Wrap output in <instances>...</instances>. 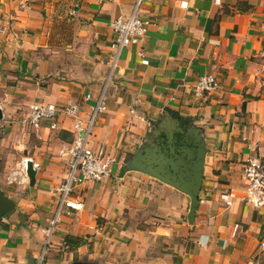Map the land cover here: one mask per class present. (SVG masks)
Listing matches in <instances>:
<instances>
[{
	"label": "crops",
	"instance_id": "crops-1",
	"mask_svg": "<svg viewBox=\"0 0 264 264\" xmlns=\"http://www.w3.org/2000/svg\"><path fill=\"white\" fill-rule=\"evenodd\" d=\"M132 9L133 0H0V140L5 126H31L36 103L97 99L109 73L111 24ZM144 17L150 29L122 52L91 139L118 162L106 180L75 187L83 208L63 211L49 249L58 253L46 264H264V210L243 201L244 167L264 158V0H151ZM203 75H215L221 88L198 99L192 90ZM166 117L200 129L206 142L194 223L187 195L124 171ZM53 123L31 126L40 142L24 153L40 165L34 187L4 185L0 171V189L17 203L0 221V264L41 262L42 230L57 211L52 190L65 177L59 152L75 137L69 120L54 130Z\"/></svg>",
	"mask_w": 264,
	"mask_h": 264
},
{
	"label": "built area",
	"instance_id": "built-area-1",
	"mask_svg": "<svg viewBox=\"0 0 264 264\" xmlns=\"http://www.w3.org/2000/svg\"><path fill=\"white\" fill-rule=\"evenodd\" d=\"M151 0H133V9L129 16L120 17L111 24L115 38L110 44V54L108 55L106 66L109 68L106 87L97 99L92 94L85 95L82 103H66L62 105L54 103H36L31 106L30 117L26 121L36 131L41 127L44 120H51L54 123L51 129H56L57 122L64 118L71 122L74 132L72 144L64 146L59 156L63 159L65 166V177L63 183L56 186L52 192L58 195V204L55 217L50 221L49 228L43 229L45 236L44 254L40 264L43 262L47 248L52 244L54 234L61 225V217L64 210H82L83 204L74 196L75 187L78 185L101 182L109 178L114 165L118 160L114 154L103 147L94 149L91 139L94 135L100 116L108 110L107 88L115 76L122 52L130 46H139L146 37L151 21L144 17V6ZM216 4L220 0H215ZM22 7L30 9L25 2H21ZM186 7V4H183ZM80 3L73 4L71 15L77 16ZM141 58H145L144 51L139 52ZM147 63V61H144ZM220 82L215 75H203L198 78L193 86V94L198 99L220 92ZM95 100L94 104L89 105ZM89 105V106H88ZM0 111L3 112V105L0 102ZM32 161L34 168L38 171L40 165L33 158H24L21 163L23 181H27V164ZM246 192L243 201L256 209L264 210V158L254 157L248 160L244 167ZM25 177L27 180H25ZM238 226H235L233 236H236ZM260 253L264 254V239L260 241ZM250 264H255L254 262Z\"/></svg>",
	"mask_w": 264,
	"mask_h": 264
},
{
	"label": "water",
	"instance_id": "water-1",
	"mask_svg": "<svg viewBox=\"0 0 264 264\" xmlns=\"http://www.w3.org/2000/svg\"><path fill=\"white\" fill-rule=\"evenodd\" d=\"M2 120L4 113L0 111V121ZM24 155L29 157L28 152ZM206 155V142L200 129L182 126L170 117L160 118L153 139L139 148L124 171L146 174L187 195L191 200L188 219L190 223H194L200 205ZM37 173L33 162L29 161L26 174L31 187L36 184ZM16 207V201L0 189V221Z\"/></svg>",
	"mask_w": 264,
	"mask_h": 264
},
{
	"label": "rangeland",
	"instance_id": "rangeland-1",
	"mask_svg": "<svg viewBox=\"0 0 264 264\" xmlns=\"http://www.w3.org/2000/svg\"><path fill=\"white\" fill-rule=\"evenodd\" d=\"M1 130L3 140H0V171L5 170L4 175L2 176V184H9L10 186H14L21 191L27 190L30 187V182L29 179L27 181H23L24 175L22 174L21 163L25 158L24 151L31 148V143L35 145L37 142H40L39 138L37 137V133H35L33 128H31L29 125H21L17 128H14L12 125H8L3 127ZM50 248L51 247L48 246L47 253L44 255V259L41 264H46L49 256H52L51 253H58V251L49 252ZM53 250L55 251V249ZM43 254L44 249L41 254V259Z\"/></svg>",
	"mask_w": 264,
	"mask_h": 264
},
{
	"label": "trees",
	"instance_id": "trees-1",
	"mask_svg": "<svg viewBox=\"0 0 264 264\" xmlns=\"http://www.w3.org/2000/svg\"><path fill=\"white\" fill-rule=\"evenodd\" d=\"M7 215H8V214H7ZM7 215H6V216H7ZM66 242H67L68 244H73V243L75 242V240H73L72 238H67ZM77 244H78V245L80 244L78 240H77Z\"/></svg>",
	"mask_w": 264,
	"mask_h": 264
},
{
	"label": "bare ground",
	"instance_id": "bare-ground-1",
	"mask_svg": "<svg viewBox=\"0 0 264 264\" xmlns=\"http://www.w3.org/2000/svg\"><path fill=\"white\" fill-rule=\"evenodd\" d=\"M25 180H27V178L25 177Z\"/></svg>",
	"mask_w": 264,
	"mask_h": 264
}]
</instances>
